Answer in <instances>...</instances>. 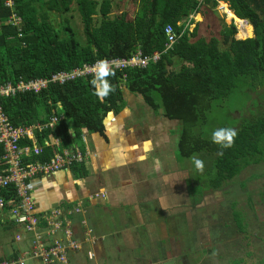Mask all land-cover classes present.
<instances>
[{
	"label": "trees",
	"instance_id": "obj_1",
	"mask_svg": "<svg viewBox=\"0 0 264 264\" xmlns=\"http://www.w3.org/2000/svg\"><path fill=\"white\" fill-rule=\"evenodd\" d=\"M73 1L15 0L13 8L0 1V84L16 82L21 77H48L98 59L128 58L139 49L144 54L163 51L166 24H173L180 32L184 26L178 22L191 13L202 12L204 3L217 6L220 1L228 2L227 19L235 20L237 26L234 22L225 23L220 31L221 41L216 36L198 37V22L156 63L145 68L114 70V76L108 79L115 91L103 102L95 94L92 75L63 85L51 83L37 93L3 98L4 111L17 127L46 121L57 103L62 106L65 118L54 130L39 134L42 152L30 160L44 161L54 154L57 147L45 145V139L51 135L61 137L63 147L70 148L81 138L83 130L103 134L105 119L124 106V86L141 94L154 109L163 107L167 118L180 121L179 158H190L204 151L213 156L215 172L210 182L213 189L222 188L224 182L239 175L245 167L264 160V115L242 122L236 128L234 146L228 149H220L197 130L205 122L212 100L226 97L250 78L256 81L264 77V0H139L136 11L122 10L113 17V0H76L85 42L63 17ZM12 12L21 17L20 29L8 23ZM52 12L59 14L60 28ZM253 30L254 36L249 37ZM177 59L181 65L174 69ZM221 150L223 155H217ZM2 153L0 147V157ZM2 165L0 162V168ZM77 165L80 164L72 167ZM81 172L86 174L85 170ZM13 189L3 190L2 194ZM234 216L241 225V215L234 212Z\"/></svg>",
	"mask_w": 264,
	"mask_h": 264
},
{
	"label": "crops",
	"instance_id": "obj_2",
	"mask_svg": "<svg viewBox=\"0 0 264 264\" xmlns=\"http://www.w3.org/2000/svg\"><path fill=\"white\" fill-rule=\"evenodd\" d=\"M123 97L122 109L112 111L105 119L103 134L81 132V144L76 145L92 152L88 159L45 177L36 192V210L42 216L76 200L85 201L88 225L95 238L84 242L83 248L72 251L69 264L83 257L95 260L96 264H162L171 257L173 238L168 231L172 224L156 227L151 223L168 221L177 225L179 217L176 215H185L192 228L195 206L189 192L191 171L178 157L180 121L167 118L163 107L154 109L141 94L125 86ZM113 116L115 120L111 119ZM75 135L72 132V136ZM83 170L85 175H81ZM220 190L211 188L203 194L206 198L202 195L200 198L221 201ZM198 204L200 210L208 209L207 205ZM177 208L180 210L176 211ZM12 216L8 210L0 213V227L4 228L0 231V260L26 251L20 248L22 239L27 241L29 236L18 223L10 220ZM82 216L74 217V228L76 238L83 241L86 235L80 222ZM180 227L185 232L183 226ZM142 230L155 233L151 241L160 238L158 250L165 249V256L153 260L134 254L126 263L122 254L135 250ZM16 236L21 240H16ZM4 237H10V241L2 240ZM10 242L12 245L8 246ZM88 251L95 253L93 259L88 257Z\"/></svg>",
	"mask_w": 264,
	"mask_h": 264
},
{
	"label": "rangeland",
	"instance_id": "obj_3",
	"mask_svg": "<svg viewBox=\"0 0 264 264\" xmlns=\"http://www.w3.org/2000/svg\"><path fill=\"white\" fill-rule=\"evenodd\" d=\"M138 1L113 0L111 17L115 13L126 9L131 12L136 11ZM228 7L229 5L226 1H220L217 6H213L212 3H204L202 6L203 15L198 17L199 20L201 19L198 37L210 39L216 36L222 41L220 31L224 24L230 25L234 22L237 26L235 20L227 19L226 13ZM51 15L56 26L60 28L61 18L59 14L52 12ZM63 17L69 20L70 25L77 33V37L82 42H85L83 23L76 0L72 2L70 10L65 12ZM252 36H254V30L253 34L249 37ZM236 37H239L238 33ZM221 46L222 48L225 47L223 44ZM179 61L177 59V62L173 66L174 69L180 68L181 63ZM262 115H264V77H260L256 81L250 78L246 83L242 85L240 83V86L236 87L226 97L212 100L210 108L206 111L205 122L200 124L197 130L202 136L211 139L213 130L217 128L232 127L236 129L250 117ZM76 142L77 144H81V138H77ZM194 155L205 162V169L202 174L195 169L190 159L192 156L190 158L179 159L182 165L189 167L191 171L189 192L196 211L200 209L197 208L198 203V206L202 204L207 205V211L203 212L205 215L204 229L207 230V233L199 237L200 233L195 232L198 229V218L195 207H193L194 215L191 222L193 229L190 226V220L185 215H176V217H179L176 219L181 223L185 232L175 222L168 223L167 221L161 223L157 221V223H151L152 226L156 225L157 227L158 225L160 227L161 225L172 224V228L168 231L172 233L173 238L171 248L174 244H177L176 250L179 254L187 255L190 260L189 264H234L236 261H239L240 264H264V160L250 164L239 175L224 182L222 188H219L221 189V201L214 202L202 201L204 198H200L201 195L205 197L203 194L212 188L210 187V182L215 172L213 166L214 158L205 151ZM151 206L153 207L152 204ZM179 210V208L176 209V211ZM234 212H238L241 215V225L237 224ZM3 230L4 228L0 227V231ZM154 234L147 230H142L139 236V244L136 245L135 250H132L130 253L126 251L122 254L126 259L125 262L128 263L134 254L153 260L157 257H164L165 255L163 254L165 253L163 251L166 250L163 248L158 250L157 240L159 241L160 238H154L151 241V235ZM8 236L11 237V234H8ZM10 237L8 239L4 237L2 240L10 241ZM175 237H177V241ZM23 240L20 250L27 251L32 246L31 239L28 238L27 241ZM117 240L119 239H115L114 241ZM184 241H187L191 245L190 248L184 246ZM10 244L12 245L10 242L8 246ZM13 247H17V245ZM148 249L153 251L149 252ZM159 251L161 252L159 253ZM109 255L114 256L110 253ZM102 263L99 262V264ZM27 264L38 263L35 260L28 259ZM71 264H96V262L95 260H88L83 257L79 261L74 260Z\"/></svg>",
	"mask_w": 264,
	"mask_h": 264
},
{
	"label": "built area",
	"instance_id": "obj_4",
	"mask_svg": "<svg viewBox=\"0 0 264 264\" xmlns=\"http://www.w3.org/2000/svg\"><path fill=\"white\" fill-rule=\"evenodd\" d=\"M0 1H4L10 8L15 5V0ZM198 14L203 15L201 11H196L179 21L178 25L184 26L180 32L173 24H166L164 31L167 41L163 51L156 50L152 54H144L139 49L128 58L98 59L70 70H59L48 77L32 79L21 77L16 82L8 81L0 84V147L3 148L0 157V162L3 164L0 168V213L5 210L10 211L13 215L10 220L18 223L32 242L29 250L17 257L0 260V264H27L28 259L35 260L38 264H69L70 253L83 248L84 242L95 238L92 228L88 225L84 200H76L67 207L54 209L46 216L40 215L36 210V192L42 180L58 171L71 168L73 164L84 163L92 154L89 149L82 150L76 145L77 143L70 148L63 147L61 137L51 135L49 139H45V145L57 147L54 154L48 160H30L42 152L39 134H43L45 130H54L65 118L61 104L57 103L48 120L17 127L11 123L4 111L2 99L27 92L37 93L46 89L51 83L63 85L83 76L94 77L95 65L100 60L111 62L113 70L145 68L150 63L159 61L163 53L172 49L186 30L189 33L193 31L201 20L198 19ZM8 23L20 29L21 17L16 12H12ZM111 119L116 118L113 116ZM11 187L14 188L13 191L2 194L3 190H9ZM79 214L83 215L80 222L85 228L86 236L83 241L75 236L74 217ZM16 240H21L20 236H16ZM88 257L93 259L95 253L88 251Z\"/></svg>",
	"mask_w": 264,
	"mask_h": 264
},
{
	"label": "clouds",
	"instance_id": "obj_5",
	"mask_svg": "<svg viewBox=\"0 0 264 264\" xmlns=\"http://www.w3.org/2000/svg\"><path fill=\"white\" fill-rule=\"evenodd\" d=\"M114 74L115 73L111 62L107 60L97 61V64L95 65L94 78L91 83L95 88V94L101 100V102H103L111 93L115 91L108 79L109 77L114 76ZM237 136L238 132L236 129L232 127H221L213 130L211 134V140L223 150L233 147ZM222 150L218 151L217 155L222 156ZM190 159L195 169L202 174L205 169V162L195 155H193ZM157 165H159L158 160Z\"/></svg>",
	"mask_w": 264,
	"mask_h": 264
},
{
	"label": "flooded vegetation",
	"instance_id": "obj_6",
	"mask_svg": "<svg viewBox=\"0 0 264 264\" xmlns=\"http://www.w3.org/2000/svg\"><path fill=\"white\" fill-rule=\"evenodd\" d=\"M197 208H199V207H197ZM197 212H198V214H197V218H198L197 219V222H198L197 228L198 229H196L195 232L200 233L199 237H202V234L207 233V230L204 229V227H205V221H204L205 215L203 214V212H204L203 210L197 209ZM177 225L180 226L181 225L180 222H177ZM175 240L177 241V237H175ZM184 240H185V237H184ZM184 246L187 248H190L191 245H189V243L187 241H184ZM192 248H193V245H192ZM176 249H177V244H174L171 248V257L170 258L175 257L177 264H189L190 260L188 259L187 255L186 254H179V252Z\"/></svg>",
	"mask_w": 264,
	"mask_h": 264
},
{
	"label": "water",
	"instance_id": "obj_7",
	"mask_svg": "<svg viewBox=\"0 0 264 264\" xmlns=\"http://www.w3.org/2000/svg\"><path fill=\"white\" fill-rule=\"evenodd\" d=\"M244 20H247V19H244ZM237 38H239V37H237ZM72 132H73V135H75L74 129L72 130ZM162 264H177V261H176L175 257H173V258L166 259L164 262H162Z\"/></svg>",
	"mask_w": 264,
	"mask_h": 264
},
{
	"label": "bare ground",
	"instance_id": "obj_8",
	"mask_svg": "<svg viewBox=\"0 0 264 264\" xmlns=\"http://www.w3.org/2000/svg\"><path fill=\"white\" fill-rule=\"evenodd\" d=\"M201 16V14H198V17Z\"/></svg>",
	"mask_w": 264,
	"mask_h": 264
}]
</instances>
